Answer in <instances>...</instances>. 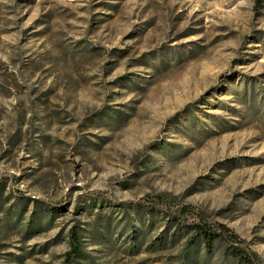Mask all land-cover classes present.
I'll return each mask as SVG.
<instances>
[{"label": "rangeland", "instance_id": "rangeland-1", "mask_svg": "<svg viewBox=\"0 0 264 264\" xmlns=\"http://www.w3.org/2000/svg\"><path fill=\"white\" fill-rule=\"evenodd\" d=\"M155 196L264 264V0H0V264H239Z\"/></svg>", "mask_w": 264, "mask_h": 264}, {"label": "trees", "instance_id": "trees-1", "mask_svg": "<svg viewBox=\"0 0 264 264\" xmlns=\"http://www.w3.org/2000/svg\"><path fill=\"white\" fill-rule=\"evenodd\" d=\"M136 205L162 212L169 223L168 230L173 229L171 242H174L175 238L185 239L186 250L193 251L202 245L204 253L210 256L217 245H224L226 254L237 260L239 264L260 263L257 254L249 250L245 242L230 228L221 223L206 222L190 205L170 208L164 204L160 196L143 198ZM165 232L163 236H165ZM163 239L165 238L163 237ZM82 256L80 228L74 226L69 231V251L64 255V262L71 264L73 259Z\"/></svg>", "mask_w": 264, "mask_h": 264}]
</instances>
